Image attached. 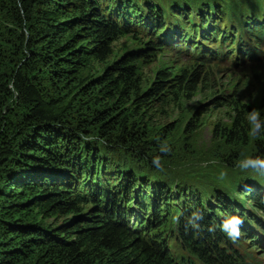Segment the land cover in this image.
<instances>
[{
  "label": "trees",
  "instance_id": "obj_1",
  "mask_svg": "<svg viewBox=\"0 0 264 264\" xmlns=\"http://www.w3.org/2000/svg\"><path fill=\"white\" fill-rule=\"evenodd\" d=\"M147 4L0 0V264H245L236 247L264 238V220L256 216H264V189L256 186L262 180L237 186L234 197L214 192L210 203L199 190L171 193L151 177L166 158L153 153L152 122L161 107L197 96L206 86L199 72L213 67L181 55L190 46L199 53L203 33L223 35L216 23L225 12L215 2L209 11L204 5L203 18L201 4L178 7L180 20L190 18L185 24L166 15L170 7ZM246 22L235 14L227 30L242 41ZM140 31L149 38L145 48L111 60L114 42L138 39ZM157 50L186 65H159L145 87L137 63ZM243 94L213 102L233 116L231 144L255 141L250 159L258 169L264 91L254 126ZM137 161L144 165L138 172ZM170 202L174 216L165 222L160 214ZM185 210L189 224L182 222Z\"/></svg>",
  "mask_w": 264,
  "mask_h": 264
},
{
  "label": "rangeland",
  "instance_id": "obj_2",
  "mask_svg": "<svg viewBox=\"0 0 264 264\" xmlns=\"http://www.w3.org/2000/svg\"><path fill=\"white\" fill-rule=\"evenodd\" d=\"M146 1L148 8L157 6L156 8L160 7L162 9L164 5L170 7L166 15L172 16L171 19L176 20L178 23H190L188 15L184 21L178 18V13L174 12L178 7L187 5L186 9L190 11L193 8L190 4H201L200 13L201 18H203V14L206 13L204 5L207 6L208 11L212 10L209 2H215V8L221 13L222 11L225 12L223 19H220L225 26L233 24V13L239 14V18H242L243 22L247 20L253 27L257 26L259 29L262 22H259L257 18L258 16L264 18V0H166L167 3H163L165 0ZM161 4L164 5L161 6ZM259 5L262 9L257 8ZM231 10L235 11L231 13ZM252 10L255 13H252V15L246 14V12L250 14ZM182 14H185V12ZM241 26L242 29L239 30L243 33L246 30L245 24L242 23ZM235 28H237L236 25ZM140 33L142 35L138 39L121 37L114 42L111 60L122 58L126 50L133 51L145 48L149 38L145 37L147 34L141 31ZM257 34H259V31ZM192 54H194V51ZM262 58L264 56L259 55L254 59L244 58L243 61L230 58L222 62L211 60L213 67L207 69L208 71L202 70L198 74L201 81L206 82V86L197 96L181 106L161 107V112L152 122L150 129L152 135L149 138V142H153L156 146L154 147L157 149L153 153L159 152V154L163 153L162 155L166 156L162 162L158 163L162 170L156 171L159 173L158 175L153 170L149 172L155 175L151 174V177L161 181V188L163 183L171 189V193H180V190L192 187L193 190L201 191L200 196H203L210 203L214 201L212 200L214 192L226 195L225 198H229L228 195L234 197L237 186L248 188L255 185L259 180L262 181L257 183L256 186L261 185L264 189V159L260 163L261 165L257 166L260 167L258 169L252 163L253 160L250 159L253 156L250 153L256 151L255 141H251V146H248V141L245 145L231 144L233 140L229 139V132L233 128L230 119L233 116L223 106H218L213 102L217 97H225V94L232 96L235 93L244 92L242 97L240 95V98H243L244 95L250 98L248 103L251 108L250 122L254 126L256 108L264 91V60L257 61V59ZM190 59L191 54L182 55L181 57L183 62H189ZM173 62L175 63L172 65L173 68H182L186 65L178 62L173 55L169 56V54H164L158 50L150 51L149 57L147 56L137 63L140 76L146 81L145 87H148L155 80L159 65ZM97 70L99 71V69ZM207 88H210L211 91H208ZM96 145L101 147L102 144L98 145L97 143ZM113 154L115 155L114 158L124 161L123 163L127 165L128 162L121 159L123 158L121 155ZM231 156H236L237 159L229 161ZM138 166L144 168V165L137 161L132 164V169L138 172ZM142 170H146V168ZM207 194L210 195L207 196ZM168 205L169 207L162 209L160 214L161 217H164L165 222H169L174 216V203L170 202ZM195 216L193 213L192 219H195ZM187 217H191V214H188L185 210L182 222L189 224L190 219H187ZM153 219L154 222L157 220L155 217ZM252 227L249 226V229ZM257 248L256 243L250 246L249 250L258 252L259 255H254L252 260L248 256L250 257L249 263L264 264V251L260 248L257 250Z\"/></svg>",
  "mask_w": 264,
  "mask_h": 264
},
{
  "label": "bare ground",
  "instance_id": "obj_3",
  "mask_svg": "<svg viewBox=\"0 0 264 264\" xmlns=\"http://www.w3.org/2000/svg\"><path fill=\"white\" fill-rule=\"evenodd\" d=\"M252 13H255V12H253V10H252L250 14H252ZM262 41H264V39H262Z\"/></svg>",
  "mask_w": 264,
  "mask_h": 264
},
{
  "label": "clouds",
  "instance_id": "obj_4",
  "mask_svg": "<svg viewBox=\"0 0 264 264\" xmlns=\"http://www.w3.org/2000/svg\"><path fill=\"white\" fill-rule=\"evenodd\" d=\"M236 223H237V224H239V223H240V221H239V220H237V221H236Z\"/></svg>",
  "mask_w": 264,
  "mask_h": 264
}]
</instances>
